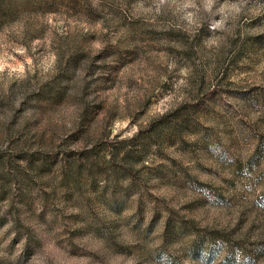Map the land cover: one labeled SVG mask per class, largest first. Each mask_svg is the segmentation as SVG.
Here are the masks:
<instances>
[{
	"label": "rangeland",
	"instance_id": "rangeland-1",
	"mask_svg": "<svg viewBox=\"0 0 264 264\" xmlns=\"http://www.w3.org/2000/svg\"><path fill=\"white\" fill-rule=\"evenodd\" d=\"M0 264H264V0H0Z\"/></svg>",
	"mask_w": 264,
	"mask_h": 264
}]
</instances>
